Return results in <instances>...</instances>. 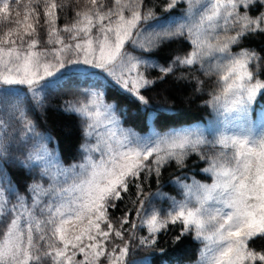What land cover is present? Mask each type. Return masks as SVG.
<instances>
[{"label":"snow or ice","instance_id":"snow-or-ice-1","mask_svg":"<svg viewBox=\"0 0 264 264\" xmlns=\"http://www.w3.org/2000/svg\"><path fill=\"white\" fill-rule=\"evenodd\" d=\"M257 4L264 9V0H83V6L81 0H27L21 10L19 0H0V21L6 22L0 28V108L14 98L10 119L0 115V264H127L131 247L154 246L177 222L181 235L192 231L206 242L200 264H264V252L249 247L254 238L264 239V114L258 123L249 120L264 99V79L253 71L264 66V56L232 50L264 34V11L256 16L249 11ZM157 7L169 13L182 8L184 20L161 23ZM66 12L72 18L61 25ZM41 33L50 47H41ZM180 40H190L191 51L168 66L143 59ZM210 58L215 63L206 67ZM149 66L159 69L160 79L174 76L177 68L219 77L220 94H211L207 106L234 114L239 130L213 139L198 128L140 136L122 128L113 106L91 93L87 103L64 108L85 121L82 161L65 168L48 148L51 137L39 134L19 105L20 86L42 108L51 78L87 68L100 70L147 105L141 90L156 83L141 70ZM177 79L194 81L196 91L206 87L195 76ZM101 115L107 138L96 132L94 117ZM190 156L207 163L202 171L213 183L189 185L178 177L184 200L173 199L163 216L146 208L163 193L150 199L144 181H159L173 164L184 169ZM10 163L38 173L23 193L3 175ZM126 200L123 213L113 216L110 210ZM145 228L148 234L139 235Z\"/></svg>","mask_w":264,"mask_h":264},{"label":"trees","instance_id":"trees-1","mask_svg":"<svg viewBox=\"0 0 264 264\" xmlns=\"http://www.w3.org/2000/svg\"><path fill=\"white\" fill-rule=\"evenodd\" d=\"M162 3V0H158ZM21 10L27 0H19ZM83 6V0H81ZM13 9L16 4L12 5ZM252 16L258 15L264 11L259 4L253 6L250 10ZM180 14V9H174L171 13L164 12L161 7H157L156 15L161 23L167 21L169 16L173 17ZM22 18V17H21ZM71 13L66 12L61 16V25L71 20ZM4 23L0 21V28H3ZM44 33H41V47H50L44 44ZM191 44V42L188 40ZM178 42L162 45L160 48L145 53L147 57L155 60L160 66L166 67L171 64L173 58L177 55H184L190 52V49L177 48ZM182 46V45H181ZM241 48L255 50L261 56H264V34H254L244 39L240 45L232 47L233 52H237ZM177 49V50H176ZM139 53L138 51H136ZM176 52V53H175ZM252 67V66H250ZM254 74L264 79V66L253 68ZM199 77L205 81L206 87L202 91L194 90V81L184 83L177 79L181 75ZM150 79L156 81L150 89H142V94L148 100L145 105L137 101V99L128 92L122 90L117 85L111 82L99 81L98 85L105 90L106 98L115 102L118 116L124 128L137 131L140 134H146L151 131V127L159 131H164L177 126H189L194 123H206L212 117V107L207 106V101L211 94H220V86L217 84L219 77L205 76L198 69L194 73H189L186 69L177 68L174 76H169L160 79L159 70H151L146 73ZM90 75L82 78L76 72L66 73L62 78L49 87L45 92V102L42 108H36L31 99V93L28 92L25 86L19 88V105L28 114L29 119L36 126L39 134L50 136L51 142L48 143V148L53 151L58 157L60 163L64 166H70L76 163L81 157V146L84 142L83 129L79 119L75 114H69L64 111L68 100L76 98L80 89L75 84L79 83L82 86H87L90 80ZM79 78H82L81 80ZM95 82V81H93ZM163 96L165 98H163ZM190 97H193L190 99ZM263 100V99H261ZM14 98H9V102L0 108V115H3L5 120L10 119V112ZM5 111L8 114H5ZM16 131L12 132L16 136L19 132L18 126ZM211 154V153H210ZM19 159H23L19 153H16ZM187 166L184 169H178L175 165L168 166L167 171L163 172L159 181L154 182V178H149L144 181L145 195L150 199L155 193H163L165 195L178 194V186L175 184L179 177L181 180L206 179L203 167H207L205 161H201L198 157L190 156ZM4 176L9 177L15 186H19L21 192H24L25 186L33 183V180L38 177V173L29 175L27 171L21 169L18 163H10L6 166ZM46 178L42 180L46 182ZM134 191V190H133ZM131 199V195L129 194ZM157 199L152 205L147 202L146 208H151L156 204ZM128 203L126 200L121 204L119 210L110 213L113 216H120ZM182 225L177 222L175 225H170L168 230L161 233L157 237V242L150 248L136 246L131 247L127 264H187L197 259L198 250L201 245L200 240L196 239L192 231L181 235ZM147 229H140L139 235H147ZM179 236V240L177 237ZM249 247L257 252H264V239L254 238L249 243ZM187 250L188 253H187ZM186 252V253H185ZM80 257H77L79 259ZM259 264V262H257Z\"/></svg>","mask_w":264,"mask_h":264},{"label":"rangeland","instance_id":"rangeland-1","mask_svg":"<svg viewBox=\"0 0 264 264\" xmlns=\"http://www.w3.org/2000/svg\"><path fill=\"white\" fill-rule=\"evenodd\" d=\"M179 9L181 11L180 14L178 13V14L174 15L172 17V20L163 21V23H165V22L173 23L175 21H183L184 20V17L182 15L183 9L182 8H179ZM178 45L179 46H176L177 48H179L178 51H180V49H185V48L190 49V51H191V44L188 42V40L187 41L180 40L178 42ZM126 47H129V46L126 45ZM129 50H131V49L129 48ZM233 53H235V52H233ZM134 54L135 55H140V53H137L136 51H134ZM143 59L147 62L148 65H159V64L156 63L155 60L151 59L150 57H147L146 55H143ZM208 62L215 63V58H210V61H206V64H205L206 67H207V63ZM161 67H163V66H161ZM141 70H142V72H144L146 74L148 71L159 70V69L149 66L147 68H142ZM72 72H76L77 74L81 75L82 78H85L86 75H90L89 78L92 81L89 82V84L87 86H82L79 83L75 84V86L78 89H80V92L78 93L76 98H74L72 100H68L67 104L71 103V104H75L76 106H79L80 104L88 102L89 95L91 93H99L101 95L102 99L104 100V102L106 104H109V105L113 106V108H114V110L116 112L117 108H116L115 102H113V101L111 102L110 100H108L106 98L105 91L102 88V86L97 85L98 80L99 81L100 80L101 81H105L107 83L111 82V83L115 84V82L112 80V78L108 77L106 74L102 73L98 69L87 68L84 71H72ZM57 75L59 76V73ZM82 78H79V79L81 80ZM51 79L53 81H55V82L57 81V79L55 77H53ZM198 79H200V78L198 77ZM93 81H95V82H93ZM124 91H126V90H124ZM163 98H165V97L163 96ZM192 98L193 97H190V99H192ZM261 101H262L261 99H258L257 104H255L253 106V109L249 112V120L252 123H258V117L261 114H264V107L262 106ZM212 114H213V117L209 121H207L206 123H194V124H191L189 126H179V127H175V128L168 129V130L159 131V132L165 133V132H168L170 130H186V129H189V128H198V129L203 130L205 132V134L208 135L209 139H213V138L219 136L222 133L226 134V135H232V134L236 133L239 130L238 129V125H239L240 122L234 120V118H233L234 114H228L223 106H221V107H219L217 109H213L212 108ZM117 117H118V115H117ZM78 119H79L80 125H81V127L83 129L85 121L83 120V118H78ZM94 121L97 124L96 132L99 134V136H101L102 138H107L108 127L106 126L107 122H106L104 116L101 115L99 117H94ZM120 123H121V120H120ZM121 127L124 128L122 126V123H121ZM127 130H129V129H127ZM154 130H155L154 126H152L151 127V131L146 133V134H140V133H138L136 131L135 132L138 135H140V136H147V135H150L152 133V131H154ZM209 132L211 134H209ZM84 142H85V140H84ZM84 142H83V144H84ZM93 142H95V141L93 140ZM82 158H83V153L81 152V157L74 164L80 163L82 161ZM72 165H70V166H72ZM70 166H67V167H70ZM67 167H65V168H67ZM204 174L208 178L203 179V180H199L197 178L186 179V180H182V182L185 183V184H189V185H191L193 183V181H197V182H199L201 184H211V183H213V177H211L209 174H207L205 172H204ZM44 184H45V186H47L48 180H46V182ZM178 189H179L178 190V194H175V195H165V194H163V196L158 198L157 201H156V204L151 206V208L154 207L161 214V216H163L167 211L170 210V205H171L173 199L178 200V201L185 199L183 189H181L180 187ZM200 242H201V245H200L199 250H198L197 259L192 261V262H190V263H187V264H200L201 254H202V251H203V249L205 247V243H206V242H202L201 240H200ZM188 251L189 250H187V253H188Z\"/></svg>","mask_w":264,"mask_h":264}]
</instances>
